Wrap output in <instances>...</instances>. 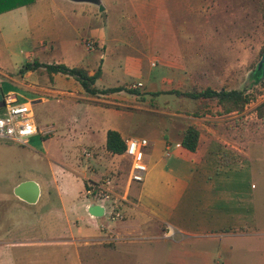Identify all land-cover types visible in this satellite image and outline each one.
Listing matches in <instances>:
<instances>
[{
    "label": "crops",
    "instance_id": "crops-1",
    "mask_svg": "<svg viewBox=\"0 0 264 264\" xmlns=\"http://www.w3.org/2000/svg\"><path fill=\"white\" fill-rule=\"evenodd\" d=\"M43 1L47 0H35L19 9L28 11L32 7V10L40 3L43 8ZM49 1L46 3L55 18L53 2ZM30 11L31 31L28 35H18L16 38L17 41L31 44L26 63L38 60L46 64L84 66L71 46L64 45L60 52L55 51L60 37L57 25L51 28L54 20L46 22L44 30H35V24H32L30 18H36L37 13L35 10ZM98 38L102 47H106V37ZM2 57L0 55V73L5 79L32 94V102H48L53 99L49 97H55L57 101L61 98H70L76 102L82 100L75 98L76 94L85 91L74 78L60 73L50 77L45 72L36 71L20 75L19 71L24 64L17 65V69L7 75ZM107 61L103 59L102 74L97 82L106 74V68L110 65ZM126 65H130L126 73L141 74V59L129 58ZM91 66L86 64L84 67L93 75L98 68ZM138 83L146 87L142 81ZM133 84L136 83L124 86L132 88ZM63 86L79 91L74 93L72 90H64ZM1 88L0 85V93H3ZM140 89L134 90L141 92ZM8 92L16 93L14 90ZM98 96L86 99L90 104L83 120L77 118L72 121L71 127L67 126L71 134H82L88 140V145L82 148L81 153L89 162L86 164L84 158L81 161H63L59 164L58 174L51 180L43 179L40 182L25 179L15 184L14 190L22 182L35 181L40 187L39 199L42 196L47 199L53 196L59 207L53 208L44 222L40 219L36 221L48 227L47 231L43 229L41 233L49 232L52 235L11 243L13 263L241 264L243 261L245 264L253 242L264 238V193L255 191L257 188L250 185L256 176L260 181L264 178V129L256 130L249 127V124L245 128L228 127V121L236 119L238 113L195 117V109H188V113L170 114L168 123L165 120L156 123L149 137H139L130 133L128 122L123 118L125 113H130L124 109L131 107L121 99H112L110 94ZM134 109L154 112L142 107ZM106 111L110 115L115 113V122L106 120L105 116L101 117ZM37 125L39 133L32 137L35 140H44L58 133L59 126ZM189 126L197 127L200 134L196 152L182 146L184 132ZM60 130L63 129L60 127ZM109 131L118 132L124 143L130 138L148 139L149 145L145 149L148 172L143 183L129 181V157L124 153L112 154L107 150ZM70 133H63V137L73 142ZM65 143L68 144L66 139ZM77 146L73 145L72 149ZM85 151L91 152L93 156H86ZM108 175L115 177L116 193L128 197L124 205L126 219L115 224L118 237L111 242L100 229L101 220L88 214L90 202L84 201L88 184L98 182ZM22 216L25 217L24 214ZM26 223L31 225L35 222L28 218ZM15 227L17 225L12 223L9 231Z\"/></svg>",
    "mask_w": 264,
    "mask_h": 264
},
{
    "label": "rangeland",
    "instance_id": "rangeland-1",
    "mask_svg": "<svg viewBox=\"0 0 264 264\" xmlns=\"http://www.w3.org/2000/svg\"><path fill=\"white\" fill-rule=\"evenodd\" d=\"M48 1H43V8L40 3L28 11L37 13L36 18H30L35 30H44L46 22L54 20L51 28L57 25L60 37L55 51L60 52L64 45L71 46L82 59V65L94 68L101 67L104 58L109 60L104 78L96 83L98 88L140 81L146 86L138 88L141 90L138 94L127 91L110 94L112 99H121L131 107L125 108V112L130 113L123 115L131 134L149 137L156 123L163 120L168 123L170 114L188 113V109L194 110L197 105L191 99L172 94L156 96L155 92L200 91L207 87L248 89L254 100L247 105L243 115L238 114L236 119L228 121V127L245 128L249 124L256 130L264 129V119L258 117L256 110L264 102V87L254 85L250 77L262 58L264 0H100L105 8L103 12L93 4L52 0L55 18ZM18 9L0 14V55L6 63L7 75L12 74L17 65L25 64L27 54L31 52V44L16 40L18 35L22 37L31 31V14L27 9ZM47 31L50 33L49 29ZM103 36L107 40L106 47H102L98 38ZM86 40L95 43L93 51L85 48ZM129 58L142 60L140 75L126 73ZM258 71V74L263 72L264 67L259 65ZM0 85L3 93L14 90L21 102L32 101V94L5 79L1 73ZM62 89L79 91L70 86ZM76 96V100H82L61 98L57 101L55 97H49L53 99L31 103L40 127L59 126L55 136L40 141L30 138L27 145L0 140V264H14L12 242L52 235L41 233L48 227L36 221L44 222L50 211L59 207L53 196L50 199L42 196L36 204L28 205L15 196L14 186L25 179L51 180L58 174L59 164L63 161L83 160L81 150L88 145V140L82 134H71L67 126L71 127L77 118L83 120L86 117L90 104L86 99L91 96L85 92ZM134 107L154 112L139 111ZM108 114L106 111L101 117L115 122V113ZM65 132L73 135V142L63 137ZM64 139L68 144H64ZM73 145L78 146L73 150ZM84 161L89 162L85 158ZM251 184L257 188L255 191L264 193V178L260 181L256 176ZM84 201L90 202L85 198ZM28 218L35 223L28 225ZM12 223L17 227L9 231ZM247 255L245 264H263L264 238L256 239Z\"/></svg>",
    "mask_w": 264,
    "mask_h": 264
},
{
    "label": "trees",
    "instance_id": "trees-1",
    "mask_svg": "<svg viewBox=\"0 0 264 264\" xmlns=\"http://www.w3.org/2000/svg\"><path fill=\"white\" fill-rule=\"evenodd\" d=\"M35 0H0V14L8 12L19 7H23L34 3ZM264 47L262 49V55ZM262 60V58H261ZM260 60V62H261ZM259 64L252 71L251 79L254 85H261L264 87V73L258 74ZM29 71H36L38 73L45 72L52 77L53 74H63L74 78L89 96L107 95L115 92L127 91L133 94H138L137 90L121 85L117 87L98 89L96 87L97 80L101 77V67L91 75L90 71L84 66L69 67L65 64H46L38 60L28 62L20 69L19 74L24 75ZM248 89H226L219 90L207 87L203 90L197 91H181V90H167L155 92L154 95L172 94L179 98H187L197 102L193 115L195 117H204L210 115H227L231 113H242L251 101L254 100L253 95L248 92ZM210 105H209V104ZM213 105V106H212ZM211 108L215 109L214 111ZM258 117L264 119V102L256 108ZM200 134L195 126H189L183 136L182 146L191 151L196 152L199 145ZM107 150L112 154H123L125 151V143L121 135L116 131H109L107 137Z\"/></svg>",
    "mask_w": 264,
    "mask_h": 264
},
{
    "label": "built area",
    "instance_id": "built-area-1",
    "mask_svg": "<svg viewBox=\"0 0 264 264\" xmlns=\"http://www.w3.org/2000/svg\"><path fill=\"white\" fill-rule=\"evenodd\" d=\"M84 44L89 51H93L95 48V43L91 40H86ZM142 86V83H136L132 85V88L138 89ZM0 94L3 103V106L0 107V140L27 145L30 138L39 133L31 109L32 101L21 102L14 92ZM125 145L124 155L131 159L129 181L143 183L148 172L145 149L148 147L149 141L146 138H130L125 140ZM85 155L93 156L89 151H85ZM115 188L114 175H108L98 182L89 183L84 192V198L89 199L90 204L104 207V215L99 218L101 220L100 229L110 242L118 237L115 224L126 219L124 205L128 201V197L125 194L118 195Z\"/></svg>",
    "mask_w": 264,
    "mask_h": 264
},
{
    "label": "water",
    "instance_id": "water-1",
    "mask_svg": "<svg viewBox=\"0 0 264 264\" xmlns=\"http://www.w3.org/2000/svg\"><path fill=\"white\" fill-rule=\"evenodd\" d=\"M88 1L97 4L99 6L100 12L104 11L105 8L101 4V2H97L96 0H88ZM260 65L264 67V53L262 55V60L260 62ZM1 99H2V95L0 94V107L3 106ZM14 194L21 200L25 201L26 203L35 204L40 196V187L35 181H25L19 184L15 188ZM87 211L91 217L99 219L103 217L105 209L104 207L98 204H90L88 206Z\"/></svg>",
    "mask_w": 264,
    "mask_h": 264
},
{
    "label": "flooded vegetation",
    "instance_id": "flooded-vegetation-1",
    "mask_svg": "<svg viewBox=\"0 0 264 264\" xmlns=\"http://www.w3.org/2000/svg\"><path fill=\"white\" fill-rule=\"evenodd\" d=\"M69 1H72L74 3H86V4H93V5H96L98 6L97 4H94V3H91L89 2L88 0H69ZM97 2H100V0H96ZM99 7V6H98Z\"/></svg>",
    "mask_w": 264,
    "mask_h": 264
}]
</instances>
